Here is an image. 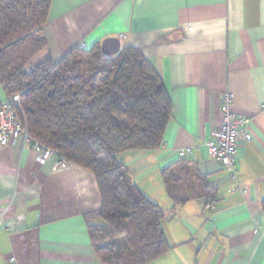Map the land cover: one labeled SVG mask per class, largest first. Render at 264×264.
Masks as SVG:
<instances>
[{"label":"crops","instance_id":"crops-1","mask_svg":"<svg viewBox=\"0 0 264 264\" xmlns=\"http://www.w3.org/2000/svg\"><path fill=\"white\" fill-rule=\"evenodd\" d=\"M42 30L33 66L119 37L120 48L141 51L167 91L172 111L161 147L122 159L165 212L171 248L148 264H264V0H51ZM226 93L250 135L240 137L234 178L205 145ZM184 147L192 152L179 158ZM180 161L216 189L212 205H173L161 172L179 171ZM56 162L41 163L22 138L2 148L0 264H103L86 219L101 204L96 180L71 163L54 169Z\"/></svg>","mask_w":264,"mask_h":264},{"label":"trees","instance_id":"trees-1","mask_svg":"<svg viewBox=\"0 0 264 264\" xmlns=\"http://www.w3.org/2000/svg\"><path fill=\"white\" fill-rule=\"evenodd\" d=\"M50 4L0 0V97L19 96L16 116L31 143L93 174L101 204L86 219L97 259L148 264L171 248L161 228L165 212L142 193L119 156L161 147L171 119L169 96L131 46L113 56L104 55L100 45L76 46L57 62L31 65L45 47L42 29ZM178 165L177 172L172 167L161 172L173 205L197 198L212 205L217 191L207 178L184 162Z\"/></svg>","mask_w":264,"mask_h":264},{"label":"built area","instance_id":"built-area-1","mask_svg":"<svg viewBox=\"0 0 264 264\" xmlns=\"http://www.w3.org/2000/svg\"><path fill=\"white\" fill-rule=\"evenodd\" d=\"M79 46L84 48V43ZM2 84L0 82V90ZM231 96L226 93L221 102L222 119L220 124L211 130L205 145L212 159L219 160L226 168L229 169L231 178L235 177V162L238 152L240 137L244 141L250 140V135L245 130L247 119L243 116L236 115L231 111ZM19 107V96L13 95L9 98L0 97V152L10 141L22 138L30 144L38 154V160L42 163L48 157L55 156L57 162L54 169L66 167L69 163L63 157H58L53 150L43 148L37 143H31L28 137L26 127L17 119L16 109ZM192 152V147H184L178 150L179 158H183Z\"/></svg>","mask_w":264,"mask_h":264},{"label":"water","instance_id":"water-1","mask_svg":"<svg viewBox=\"0 0 264 264\" xmlns=\"http://www.w3.org/2000/svg\"><path fill=\"white\" fill-rule=\"evenodd\" d=\"M101 52L106 56H113L120 52V38L107 37L100 44Z\"/></svg>","mask_w":264,"mask_h":264},{"label":"rangeland","instance_id":"rangeland-1","mask_svg":"<svg viewBox=\"0 0 264 264\" xmlns=\"http://www.w3.org/2000/svg\"><path fill=\"white\" fill-rule=\"evenodd\" d=\"M0 95L2 96V94H0ZM119 159H120V160L123 159V154H121V155L119 156Z\"/></svg>","mask_w":264,"mask_h":264}]
</instances>
